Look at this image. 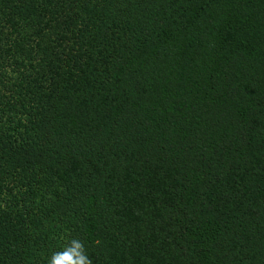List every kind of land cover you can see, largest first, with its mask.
Listing matches in <instances>:
<instances>
[{
    "label": "trees",
    "instance_id": "trees-1",
    "mask_svg": "<svg viewBox=\"0 0 264 264\" xmlns=\"http://www.w3.org/2000/svg\"><path fill=\"white\" fill-rule=\"evenodd\" d=\"M3 230L0 264H264V0H0Z\"/></svg>",
    "mask_w": 264,
    "mask_h": 264
},
{
    "label": "clouds",
    "instance_id": "clouds-1",
    "mask_svg": "<svg viewBox=\"0 0 264 264\" xmlns=\"http://www.w3.org/2000/svg\"><path fill=\"white\" fill-rule=\"evenodd\" d=\"M47 264H91L84 243L78 238H71L59 251H54Z\"/></svg>",
    "mask_w": 264,
    "mask_h": 264
},
{
    "label": "rangeland",
    "instance_id": "rangeland-1",
    "mask_svg": "<svg viewBox=\"0 0 264 264\" xmlns=\"http://www.w3.org/2000/svg\"><path fill=\"white\" fill-rule=\"evenodd\" d=\"M5 235H6V231L5 230H3L2 232H0V241L1 240H3V241H5ZM6 242H4V244H1L0 245V248H1V250H5V248H7V247H9L7 244H5ZM3 253H4V251H3ZM3 253H2V255H3Z\"/></svg>",
    "mask_w": 264,
    "mask_h": 264
}]
</instances>
